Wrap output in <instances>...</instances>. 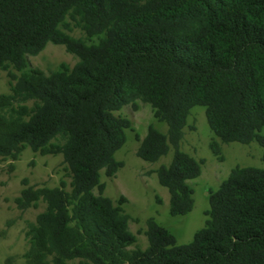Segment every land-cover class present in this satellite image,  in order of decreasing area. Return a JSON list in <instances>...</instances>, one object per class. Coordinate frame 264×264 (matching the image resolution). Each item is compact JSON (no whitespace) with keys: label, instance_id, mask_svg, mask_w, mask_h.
Segmentation results:
<instances>
[{"label":"trees","instance_id":"obj_1","mask_svg":"<svg viewBox=\"0 0 264 264\" xmlns=\"http://www.w3.org/2000/svg\"><path fill=\"white\" fill-rule=\"evenodd\" d=\"M68 18L84 37L63 29ZM48 42L63 44L75 65L29 67L27 56ZM0 68L12 91L0 94V155L16 159L26 146L61 153L71 178L70 190L62 179L15 198L21 209L47 204L23 264L49 256L51 264H264V166H235L209 190L205 224L189 243L148 218L146 248H130L131 215L101 181L102 169L113 176L123 166L115 153L131 120L116 111L138 99L167 125L137 135L136 154L155 162L173 151L155 169L171 215L193 209L189 181L202 170L181 148L193 106L205 107L222 142L264 148V0H0Z\"/></svg>","mask_w":264,"mask_h":264},{"label":"rangeland","instance_id":"obj_2","mask_svg":"<svg viewBox=\"0 0 264 264\" xmlns=\"http://www.w3.org/2000/svg\"><path fill=\"white\" fill-rule=\"evenodd\" d=\"M67 21L69 28L63 27L65 31L75 37H84L81 29L73 26L69 18ZM27 60L29 67L50 73L62 63L72 68L77 57L69 53L63 44L48 42L38 54L28 55ZM7 73L0 68V94L12 92ZM28 104L32 105V102ZM3 112L9 116L11 110L7 108ZM116 114L131 120V127L125 130L126 140L115 153L116 159L123 161V166L113 176L106 175L105 169H102L101 181L104 183L103 193L131 215L129 228L136 235V242L130 248L147 247L145 230L150 217L173 233L178 244L189 243L205 224V212L210 207L209 190H216L235 166H264L262 146L255 141L248 144L222 142L208 125L205 107L193 106L187 118L181 148L197 160H203L202 170L198 177L189 181L194 188L193 209L187 214L171 215L169 191L159 183L155 169L160 164L169 163L173 151L155 162L145 161L136 154L139 145L137 135L143 138L150 124L162 132H166L167 125L154 117L148 102L140 99L124 105ZM212 142L218 144L217 153L211 147ZM62 179L66 182L65 188L70 190L71 178L61 153L41 154L26 146L16 159L0 155V264H23L26 261L32 247L37 215L47 207L46 202L40 200L37 206L21 209L15 198L24 187L58 186ZM95 192L98 190L95 189ZM47 261L51 264V256L47 257ZM70 262L79 264L78 259Z\"/></svg>","mask_w":264,"mask_h":264}]
</instances>
